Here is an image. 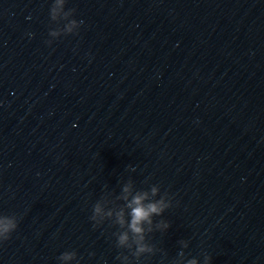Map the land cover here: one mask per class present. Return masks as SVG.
<instances>
[{
  "label": "water",
  "instance_id": "1",
  "mask_svg": "<svg viewBox=\"0 0 264 264\" xmlns=\"http://www.w3.org/2000/svg\"><path fill=\"white\" fill-rule=\"evenodd\" d=\"M53 2L0 0V264H121L129 182L172 202L139 264H264V0Z\"/></svg>",
  "mask_w": 264,
  "mask_h": 264
},
{
  "label": "clouds",
  "instance_id": "2",
  "mask_svg": "<svg viewBox=\"0 0 264 264\" xmlns=\"http://www.w3.org/2000/svg\"><path fill=\"white\" fill-rule=\"evenodd\" d=\"M66 5V0H54L49 11L50 20L57 21L56 4ZM75 9H68L64 12L62 27H54L49 30V39L46 41L51 45L53 40L62 36L78 34V30L83 21H77L72 18ZM159 198H155L158 197ZM155 198V199H153ZM123 205L116 209L104 210L101 201H97L93 205L92 215L90 219L94 222V227L110 220L116 226L118 231L113 233L116 237V247L118 249H126L129 254L120 253L116 259L121 264H139L141 257L145 255H154L157 251L154 245L147 241L146 234L155 231L166 232L170 228V222L164 219L154 220V217H162L166 210L172 206L171 198L167 192L160 194L158 185H152L149 190L137 191L132 193L131 183H127L122 187V193L118 197ZM99 218V219H98ZM18 227V219L15 215H0V244L8 241L11 234ZM181 250L177 253V258L173 264H201L198 258L185 259V252L189 242L180 240L178 242ZM90 255H94L91 254ZM60 262L73 261L77 259L75 251H65L58 258ZM212 257L205 254L202 264H211Z\"/></svg>",
  "mask_w": 264,
  "mask_h": 264
}]
</instances>
